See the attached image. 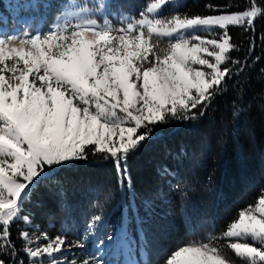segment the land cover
Wrapping results in <instances>:
<instances>
[{
	"label": "snow or ice",
	"instance_id": "6c2138e0",
	"mask_svg": "<svg viewBox=\"0 0 264 264\" xmlns=\"http://www.w3.org/2000/svg\"><path fill=\"white\" fill-rule=\"evenodd\" d=\"M172 2L151 0L137 18L115 0H61L46 32L0 30V264H25L20 253L27 264H44L45 259L77 264L63 255L64 235L51 238L42 232L32 239L21 231L22 247L13 242L12 225L32 223L22 213L33 191L51 180L58 167L88 159L89 150L126 175L122 166L157 125L203 116L227 90L226 81L248 67L255 39L248 56L233 59L231 53L239 47L229 28L255 33L257 19L264 18L257 0H248L243 11L209 4L218 14L176 11L161 18ZM217 29L219 35H212ZM165 39L167 45L161 46ZM243 110L237 108L233 116ZM163 174L175 175L168 169ZM110 198L109 192L105 200ZM102 219L93 215L85 235L95 234ZM41 239L47 242L40 244ZM220 239L241 264H264V189L220 236L209 232L205 239L180 246L163 264H235L214 243ZM113 241L124 242L130 252L138 250L141 259L125 264H143L150 246L143 222L134 237L122 226L99 243ZM75 244L83 246L79 240ZM80 264L106 262L90 256Z\"/></svg>",
	"mask_w": 264,
	"mask_h": 264
},
{
	"label": "trees",
	"instance_id": "16d2710c",
	"mask_svg": "<svg viewBox=\"0 0 264 264\" xmlns=\"http://www.w3.org/2000/svg\"><path fill=\"white\" fill-rule=\"evenodd\" d=\"M149 2L115 0L136 16ZM257 3L264 7V0ZM60 4L61 0H0V26H15L20 16L42 26L53 24ZM209 4H231L229 11L249 7L248 0H183L161 14H217L206 7ZM113 22L118 20L114 17ZM213 33L219 35V30ZM229 33L239 47L231 53L233 59L249 55L253 38L255 49L246 70L226 81L227 90L205 114L191 121L157 125L152 137L122 166L126 175L90 150L88 159L55 169L52 179L42 181L24 205L22 215H29L32 223L19 220L10 229L18 248L23 244L21 231L47 232L49 237L64 235L74 244L79 240L83 246L75 247L80 260L92 256L103 258L106 264H125L141 259L137 249L130 252L124 242L101 245L99 240L122 226L134 237L143 222L150 242L143 264H163L180 246L205 239L209 232L220 236L240 209L255 204L264 189V18L257 19L255 33L239 27H230ZM166 45L167 40H162L161 46ZM237 108L244 110L234 117ZM164 169L175 175H164ZM109 192L111 198L105 200ZM93 215L103 219L95 234L85 235ZM214 243L235 264H241L226 247L227 241ZM20 258L27 264L23 253ZM48 263L45 259L44 264Z\"/></svg>",
	"mask_w": 264,
	"mask_h": 264
},
{
	"label": "rangeland",
	"instance_id": "374dc122",
	"mask_svg": "<svg viewBox=\"0 0 264 264\" xmlns=\"http://www.w3.org/2000/svg\"><path fill=\"white\" fill-rule=\"evenodd\" d=\"M183 0H173L172 3H179V2H182ZM150 3V2H149ZM243 11V10H242ZM162 12V11H161ZM218 14V13H217ZM160 16L161 18H164L165 16L163 14L160 13ZM137 18H139V16H136ZM55 22V21H54ZM52 24L50 25H47V26H42L40 24H37L36 26L33 27V29H31V27L27 26L23 29H19L18 26H15V27H11L10 30H7L8 33H13V32H21V31H24V30H27L29 32H35L36 30H40L42 32H46L48 30V28L51 26ZM5 30V29H4ZM200 32H204V31H200ZM198 33L200 35H207V34H202V33ZM212 35H215L214 33H212ZM29 234H30V238L32 239H35L37 236L40 235V233L38 232H33V231H29ZM51 238H54V237H51ZM47 241L41 239L40 240V244H44L46 243ZM35 246V245H34ZM65 248H66V251L64 252V257L67 258V260L69 262H71L73 259L76 260L77 264H80L81 261L83 260H80V258L78 257V251L75 247V244L74 243H71L68 241V243L65 245ZM58 259L60 258L59 256L57 257ZM49 264V263H48Z\"/></svg>",
	"mask_w": 264,
	"mask_h": 264
}]
</instances>
